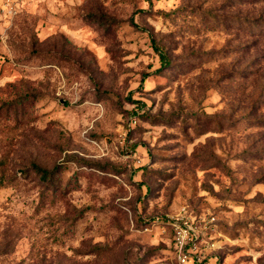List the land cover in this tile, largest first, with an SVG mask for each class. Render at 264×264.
<instances>
[{
  "label": "rangeland",
  "instance_id": "374dc122",
  "mask_svg": "<svg viewBox=\"0 0 264 264\" xmlns=\"http://www.w3.org/2000/svg\"><path fill=\"white\" fill-rule=\"evenodd\" d=\"M178 213L264 264V0L0 12V264H180Z\"/></svg>",
  "mask_w": 264,
  "mask_h": 264
},
{
  "label": "built area",
  "instance_id": "2783aa9c",
  "mask_svg": "<svg viewBox=\"0 0 264 264\" xmlns=\"http://www.w3.org/2000/svg\"><path fill=\"white\" fill-rule=\"evenodd\" d=\"M19 0H0V12L15 13ZM170 226L174 251L180 264H207L204 251L200 243L203 241V233L199 231L196 218L186 213H178L163 219Z\"/></svg>",
  "mask_w": 264,
  "mask_h": 264
},
{
  "label": "trees",
  "instance_id": "16d2710c",
  "mask_svg": "<svg viewBox=\"0 0 264 264\" xmlns=\"http://www.w3.org/2000/svg\"><path fill=\"white\" fill-rule=\"evenodd\" d=\"M168 62L169 61H165V58L163 57V63L166 65V64H168ZM36 168H37V171L39 172V173H41V175H42V177H47L48 178V172H47V170H44V169H42L41 167H39V166H36ZM21 172V171H20ZM46 178V179H47Z\"/></svg>",
  "mask_w": 264,
  "mask_h": 264
}]
</instances>
